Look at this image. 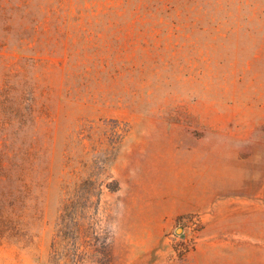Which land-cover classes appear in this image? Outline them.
Listing matches in <instances>:
<instances>
[{
	"label": "rangeland",
	"instance_id": "1",
	"mask_svg": "<svg viewBox=\"0 0 264 264\" xmlns=\"http://www.w3.org/2000/svg\"><path fill=\"white\" fill-rule=\"evenodd\" d=\"M196 178L264 205V0H0V264L181 257Z\"/></svg>",
	"mask_w": 264,
	"mask_h": 264
},
{
	"label": "crops",
	"instance_id": "2",
	"mask_svg": "<svg viewBox=\"0 0 264 264\" xmlns=\"http://www.w3.org/2000/svg\"><path fill=\"white\" fill-rule=\"evenodd\" d=\"M261 192L256 187L254 195ZM240 196V195H239ZM193 202L173 210L174 216L198 215L202 227L196 230L194 246L181 257L167 256L165 264H264V205L259 201H231L224 192L193 179ZM183 240L193 234V222L186 225Z\"/></svg>",
	"mask_w": 264,
	"mask_h": 264
},
{
	"label": "trees",
	"instance_id": "3",
	"mask_svg": "<svg viewBox=\"0 0 264 264\" xmlns=\"http://www.w3.org/2000/svg\"><path fill=\"white\" fill-rule=\"evenodd\" d=\"M182 256V255H181Z\"/></svg>",
	"mask_w": 264,
	"mask_h": 264
}]
</instances>
